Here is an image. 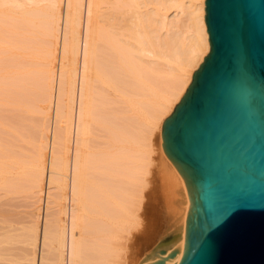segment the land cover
I'll use <instances>...</instances> for the list:
<instances>
[{"label": "bare ground", "instance_id": "bare-ground-1", "mask_svg": "<svg viewBox=\"0 0 264 264\" xmlns=\"http://www.w3.org/2000/svg\"><path fill=\"white\" fill-rule=\"evenodd\" d=\"M204 15V0H0V190L33 208L0 233V264H126L156 217L165 253L135 264H178L189 197L161 126L209 51Z\"/></svg>", "mask_w": 264, "mask_h": 264}, {"label": "water", "instance_id": "water-1", "mask_svg": "<svg viewBox=\"0 0 264 264\" xmlns=\"http://www.w3.org/2000/svg\"><path fill=\"white\" fill-rule=\"evenodd\" d=\"M204 9L209 51L161 126L189 197L178 264H264V0Z\"/></svg>", "mask_w": 264, "mask_h": 264}, {"label": "rangeland", "instance_id": "rangeland-1", "mask_svg": "<svg viewBox=\"0 0 264 264\" xmlns=\"http://www.w3.org/2000/svg\"><path fill=\"white\" fill-rule=\"evenodd\" d=\"M34 57H36L35 54H34ZM33 60H36V58H34ZM156 143H157V138L155 134H153L152 136V144H153L152 156H153L154 161H153L150 174L147 176V180H146L147 187L144 191L146 195L148 191L153 188L154 194L149 199L150 200L149 203L152 202L154 207L157 208V210L154 209L155 214L153 213V218H154V215L157 216L156 213L158 212L160 213L162 209V198L160 195V185L158 181V175L156 176L157 173L155 169L156 164H158L159 162V158L157 155L158 153L156 150ZM22 191L21 192L19 191L17 193H12V194L10 193L5 194L4 192L0 190V228H2V230H0V233L3 230L4 231L8 230L10 234L20 235L21 233L24 232L25 228L28 226L29 221H30V216L32 213L31 211L33 208L30 205L31 198L28 197L24 191L23 192ZM146 199H147L146 196H144L143 194L142 198L140 199V201H142V204L145 203ZM142 204L140 203V208L137 214L141 215V212L143 211V208H144ZM145 205H147V202L145 203ZM153 218H152V221L155 220V219L153 220ZM157 218L158 217H156V220L159 222L155 221L156 223H153L157 225L156 226L153 225L154 227L152 226L153 228L152 227L150 228L149 234L147 236L148 238L144 240L136 239L135 241L131 243L123 244L120 246L123 249V257L126 261V264H135L142 256H145L147 253H149V251L154 246L156 248L159 247L161 245L159 240H161L162 238H166L164 234H160L161 233L160 229L162 230V225H161L162 222L160 223L161 221L160 218L159 220ZM158 225H161V227ZM157 229H159L158 232H156ZM7 247L11 249V252L13 254L20 255L24 252L25 245L21 242H17L11 245H7Z\"/></svg>", "mask_w": 264, "mask_h": 264}]
</instances>
